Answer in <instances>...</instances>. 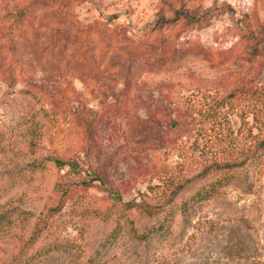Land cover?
Here are the masks:
<instances>
[{
    "label": "rangeland",
    "instance_id": "rangeland-1",
    "mask_svg": "<svg viewBox=\"0 0 264 264\" xmlns=\"http://www.w3.org/2000/svg\"><path fill=\"white\" fill-rule=\"evenodd\" d=\"M259 101L264 0H0V264H264Z\"/></svg>",
    "mask_w": 264,
    "mask_h": 264
},
{
    "label": "trees",
    "instance_id": "trees-1",
    "mask_svg": "<svg viewBox=\"0 0 264 264\" xmlns=\"http://www.w3.org/2000/svg\"><path fill=\"white\" fill-rule=\"evenodd\" d=\"M201 17L195 18L196 21H199ZM173 21H166L164 24H172ZM169 54V48H165L162 55H160L159 59L161 60L163 57L165 58ZM255 94V95H254ZM262 91H257L255 93H251V96L254 97L256 100H260V95H262ZM260 102V101H259ZM260 107L264 106L263 102L258 103ZM257 107V105H256ZM259 108V107H257ZM178 148H183L180 144L177 145ZM264 149V137L258 139L257 149L261 150ZM258 155L253 157L261 162L262 152H257ZM182 156L185 158V161L181 164L179 169L174 168L167 172H161L157 175V180L159 181L158 184H154L149 186V190L154 193L155 196H158V200H152L150 202L141 201L140 203H136L133 201H128L125 203H118V206L112 205L109 209L105 211L102 215L103 218H109L114 215L115 212L121 213H129L132 210L139 211L146 215H152L153 213L161 212L165 209L166 204H170L169 208L166 209V212L173 211V200L175 199L176 195L182 190L185 183L192 180L195 177H199L202 181L206 180V162H201L197 160L195 157L187 155V153H181ZM39 164L38 160L36 159L35 165ZM55 165H62V162L55 160ZM261 164V163H260ZM200 166L201 169L196 173L188 176V173L192 167ZM39 166V165H38ZM221 180H214L207 183V186H203L190 197L189 201H194L198 198H202L204 196H208L213 193L218 187H220ZM150 199V198H149ZM165 200V202H164ZM189 202H182L179 205L180 211L184 212L188 208ZM175 209V208H174ZM123 216V215H122Z\"/></svg>",
    "mask_w": 264,
    "mask_h": 264
}]
</instances>
